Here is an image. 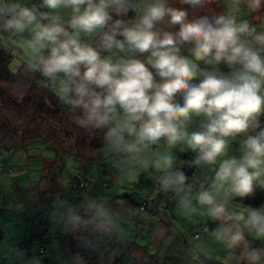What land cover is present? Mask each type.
<instances>
[{"label":"clouds","instance_id":"clouds-1","mask_svg":"<svg viewBox=\"0 0 264 264\" xmlns=\"http://www.w3.org/2000/svg\"><path fill=\"white\" fill-rule=\"evenodd\" d=\"M211 3L0 0V39L21 37L28 70L53 87L74 123L103 131L114 158L155 169L162 190L190 212L198 211L192 185L171 150L195 153L194 165L213 173L195 201L217 222L223 264H264L255 243L264 242V205L230 208L264 190V29L240 18L264 0H226L219 13L205 11ZM238 138L239 155H230ZM161 144L166 151L149 159Z\"/></svg>","mask_w":264,"mask_h":264},{"label":"rangeland","instance_id":"rangeland-1","mask_svg":"<svg viewBox=\"0 0 264 264\" xmlns=\"http://www.w3.org/2000/svg\"><path fill=\"white\" fill-rule=\"evenodd\" d=\"M26 2L33 3L34 0ZM225 9L226 0H212L205 11L219 13ZM240 18L248 20L258 30L264 29V9L253 13L242 8ZM21 40L19 36L0 39V153L4 155V161H9L5 168L12 165L14 169L10 173L0 170V230L10 237L12 228L18 226L21 229L23 222L34 221L33 227L38 232L43 228L46 212L60 211L69 218L73 215L71 205H81L85 200L97 215L94 221L101 224L99 227L105 221L110 223L118 231V238L123 243L144 252H152L151 256L157 264H171L173 261L176 264L187 257L194 264L202 263L203 259L213 264H223L226 250L213 236L217 223L195 201L205 177L213 174L211 168L207 165L195 166L193 161L196 154L191 155L192 152L183 145L171 150L175 157L174 166L184 171L188 177L186 183L192 185V201L198 211L190 212L178 208V197L173 192L162 190L158 183L159 173L155 169L144 172L138 162L117 160L105 147L102 152L99 146L94 147L92 152L89 147L77 144L85 129L74 125L73 113L55 90L50 88L47 91L46 88L51 85L39 73L28 70L31 53L23 48ZM28 84L35 94L26 91ZM43 90L48 94H56V99L64 103L67 113H72L70 117L74 124H67V127H72L76 135L61 140L64 131L61 118L47 113L49 111L45 110L42 99L33 96H38L37 93L43 96ZM45 100L53 102L49 97H45ZM196 127L197 122L194 121L189 130H195ZM8 130L11 132L8 133ZM96 133L98 136L104 134L99 130H95ZM239 140L234 143L230 155H239ZM164 151L165 146L161 144L146 156L154 159L156 154ZM187 155L192 156L189 165ZM80 173L91 177L92 182L86 187L77 188L74 186V177ZM102 181L109 186L102 185ZM106 190L120 197L114 201L116 207L114 202H108L105 198ZM143 195L163 197L153 215L132 202L133 198L138 201ZM117 201L122 204L121 208L117 207ZM172 206L178 214L174 218L163 212V208L168 211ZM247 206L261 205L244 204L236 198L230 202V208ZM50 225L53 226L54 221ZM165 229L166 235L161 233ZM184 234L187 241L184 240ZM7 237L0 241V264H5L6 256L3 257L2 249L5 245L3 242L10 240ZM200 242L206 247L203 252ZM28 243L29 246L33 245L32 242ZM255 243L264 246V242ZM105 245L110 244L106 242ZM116 253L111 247V261L123 256L121 252L118 255ZM123 259L124 264H131L127 258Z\"/></svg>","mask_w":264,"mask_h":264},{"label":"crops","instance_id":"crops-1","mask_svg":"<svg viewBox=\"0 0 264 264\" xmlns=\"http://www.w3.org/2000/svg\"><path fill=\"white\" fill-rule=\"evenodd\" d=\"M169 4L174 7H181V5L179 4V0H169ZM106 192L105 198H109V201H111L112 199L113 201L111 202L119 200L120 197L118 195H111L110 190H106ZM129 197L132 196L129 195ZM144 197V195L140 196L138 201L136 198H133L132 202L139 204ZM59 202H61V199L59 200ZM116 204V202L113 203L114 207H116ZM117 207L121 208L122 204H119L118 202ZM88 210L90 213L92 212L90 211L89 207H83L82 214L73 212V215L69 216V218H66L64 214L60 213V211H58L57 213L55 211L52 213L51 211L45 213L46 217L44 218L45 222L43 224V228L47 227L49 230H53L51 228V225L48 226V222H50L52 219L55 221L57 219L59 225L61 224V220L64 221V223H68V226L65 227V231L63 233H59L58 236L50 243L53 251L51 253L48 252L47 255L39 254V250L37 248L38 244L35 243V241L37 240H30L31 235L35 232V228L33 227L35 225L34 221L23 222V228L21 229L18 226L12 228L10 237H7L9 235L0 230V241H2L6 237L10 239L8 242H3L5 243V245L2 249V255L3 257L6 256L5 264H31L33 258L38 260L39 264H73L75 259L76 264H116L117 260H122L121 264H124L123 258H127L131 264H157L151 256L152 252L148 253L144 252V250L138 249L135 246H127V243H123L118 238V231H116L114 227L106 221L103 223V227L96 230L99 234L98 238L95 240H91L90 243L87 244V247L82 242H79L77 240L79 235V233L77 232L78 228L81 227L82 229H86L89 227L88 222L85 220L86 216H84L86 215V212H88ZM163 212L171 218H174L178 215L173 206L172 209H169L168 211L164 210L163 208ZM72 216L79 217V221L73 223L71 221ZM48 218L50 221L48 220ZM165 230L166 231H161V233L164 235L167 234V229ZM40 231L41 230H38V232ZM184 240H186V234H184ZM28 242H32L33 245L29 246ZM106 242L110 245L106 246ZM111 247L116 250V255L119 254L118 252H121L123 256H120L119 258L111 261L109 254V250ZM200 248L202 249L201 252L206 250V247L202 243ZM120 250H124V252ZM194 250L196 249L194 248ZM78 255H82V260L80 263H78L77 261ZM46 257L49 258L48 263L46 262ZM51 257L53 260H50ZM171 264H175V262L173 261ZM176 264L194 263L192 260L189 261L187 257L182 261H178ZM197 264L202 263L199 262Z\"/></svg>","mask_w":264,"mask_h":264},{"label":"trees","instance_id":"trees-1","mask_svg":"<svg viewBox=\"0 0 264 264\" xmlns=\"http://www.w3.org/2000/svg\"><path fill=\"white\" fill-rule=\"evenodd\" d=\"M34 2H35V0H34ZM140 58H143V57H140ZM28 86L29 87L26 89V91L31 92L32 94H35V93L32 92V86L29 85V84H28ZM50 88L53 89L52 86H49L48 88H46L47 91ZM47 91L43 90V93H44L43 96L41 94H39V93H37L38 96H35V95H33V96H34V98L35 97H39L40 99H42V102H44L43 105L45 107V110L49 111L47 113L56 114L58 117L61 118L62 125H63L61 128L64 129L63 134H61V140H65V138L67 136L76 135V131L72 127L71 128L67 127V124L68 125L74 124L72 122V120H71V117H70V115H72V113H67V110H66V107L64 106V103H60V101H58L56 99V94H52V93L48 94ZM31 93H29V94H31ZM46 95H48V96H46ZM45 97L52 98L53 102L50 103L49 101H46ZM262 123H264V119H262ZM74 125L79 126L77 124H74ZM10 132L11 131L8 130V133H10ZM77 144H80L82 146L85 145V148L89 147L91 149V151H92V149L94 147L99 146L98 149H99V151H101L105 147L104 134L98 136V133L95 134V131H90V130H86L85 129L84 132H82L79 141H77ZM194 154L195 153L192 152L191 155H194ZM191 155H187L188 159H189V160L187 159L189 161L188 165L191 163V159H192ZM3 159H4V155L1 158L3 167H2V169L0 168V170L4 172V170H8L9 168L11 169L12 165H9L10 167H8V168H5L6 167V163H8V160L4 161ZM117 160H118V158H117ZM13 170L14 169L12 168L11 171H13ZM191 172H192V169L190 168L189 169V173H191ZM74 183H75L74 184L75 187H77V188L81 187L82 188V187H86L87 184L90 183V182H87L86 184L81 185V184L77 183L76 177H74ZM102 185L107 186V187L109 186L108 183L106 184L103 181H102ZM146 197H148V196H146ZM146 197H144L140 201V203L138 204L139 207H140L141 202ZM106 199H107V201H109V198H106ZM236 200L238 202H241V203H244V204H250V205H255V206L262 205V203H264V190L257 189L253 196H251V197H249L247 199H244V200H240L239 198H236ZM109 202H111V201H109ZM83 207H89L90 211H92V212L90 213L89 210H88V212H86V215H84V216H86L85 220L88 222V226L89 227L86 228V229H82L81 227L78 228L77 232L79 233V235H78L77 240L79 242H82L87 247V244H89L91 240H95V239L98 238L99 234L97 233L96 230H98L99 228L103 227L104 224H102V226L99 227L101 224H99L98 222L94 221V219H96L97 215H95L94 210L91 209L90 204L87 201H85V200H84L83 204H81V205H72L71 208L73 209V212H75V213L78 212L77 214H82L83 213L82 212ZM48 220H49V218H48ZM51 221H54V225L51 226V228L53 230H49L46 227V228L41 229L40 232H34L31 235V237H30V240H32V241L37 240V241H35V243H37L38 246H39V248H38L39 253L43 252L44 255H47L48 252L51 253L53 251L52 247L50 246V243L58 236L59 233H63L65 231V227L68 226V223H64V221H62V220H61V224L60 225H59V222H58L57 219H56V221L53 220V219ZM50 222H48V226L50 225ZM57 227H59V228H57ZM50 260H53L52 257L50 258ZM81 260H82V255H78V257H77L78 263H80ZM48 261H49V258L46 257V262L48 263ZM121 263H122L121 260H117L116 261V264H121ZM73 264H76V259H75ZM202 264H213V263H210V262H208V261L203 259Z\"/></svg>","mask_w":264,"mask_h":264},{"label":"built area","instance_id":"built-area-1","mask_svg":"<svg viewBox=\"0 0 264 264\" xmlns=\"http://www.w3.org/2000/svg\"><path fill=\"white\" fill-rule=\"evenodd\" d=\"M36 3H39V0H35ZM3 157V154L0 153V168L2 169L3 165H2V160L1 158ZM12 170V168L8 169V170H4V172H10ZM76 181L78 184L84 185L87 182H92V178L91 177H87L85 175H83V173L79 176H76ZM163 200V197H154V196H148L146 197L140 204V207L146 211H148V213L150 215H153L157 209V206L159 203H161Z\"/></svg>","mask_w":264,"mask_h":264}]
</instances>
